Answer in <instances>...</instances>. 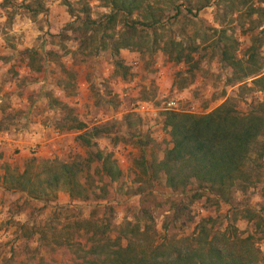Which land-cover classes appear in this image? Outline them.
<instances>
[{
	"label": "rangeland",
	"instance_id": "rangeland-1",
	"mask_svg": "<svg viewBox=\"0 0 264 264\" xmlns=\"http://www.w3.org/2000/svg\"><path fill=\"white\" fill-rule=\"evenodd\" d=\"M231 1L142 0V6L158 9L161 40L195 47L194 69L172 60L159 48L161 41H153L157 33L140 25L134 37L139 45L115 47L117 35L132 19L143 20L145 10L119 15L107 33L98 23L112 9L107 0H0V177L16 176L28 166L35 176L50 162L76 163L82 193L88 194L71 198L62 182L42 184L30 194L1 178L0 264L24 256L26 248L36 251L39 235L29 240L21 224L54 223L60 228L81 218L107 220L111 234L138 221L141 230L147 227L146 242L154 244L193 237L199 223H206L209 239L224 233L229 247L235 235H250L256 256L245 264H264L263 227L246 215L251 208L264 218V182L247 192L234 187L227 203L210 194L193 198L189 187L170 188L156 169L171 146L170 127L164 122L168 111L203 114L226 104L240 114H263L264 89L255 79L264 76V1ZM174 5L182 15H174ZM250 6L255 9L249 11ZM145 32L146 41L138 39ZM254 42L263 65L237 79L222 50L244 68ZM73 122L85 128H71ZM95 127L99 133L87 136L91 145L85 144L78 135ZM257 140L264 141V132ZM89 151L113 161L119 178L107 176L108 186L101 181L95 174L102 159L88 167ZM92 177L107 198H96ZM35 253L45 255L43 249ZM68 258L62 251L55 255L58 264H67Z\"/></svg>",
	"mask_w": 264,
	"mask_h": 264
},
{
	"label": "trees",
	"instance_id": "trees-1",
	"mask_svg": "<svg viewBox=\"0 0 264 264\" xmlns=\"http://www.w3.org/2000/svg\"><path fill=\"white\" fill-rule=\"evenodd\" d=\"M107 1L112 9L105 15L103 23L98 22L104 24L107 33L112 31L119 15L130 17L134 11L145 10L143 20L132 19L130 24H126L127 29L120 33L121 36L117 35L115 47L139 45L141 42H137L134 37L140 25L143 30L149 29L153 34L157 33L153 41L157 42L159 39V48L172 60L191 64L194 69L197 67L191 56L194 46H183L182 42L175 40H161L157 32V29L162 27L158 25L162 21L158 16V9L154 12L151 4L142 6V0ZM240 2L246 4L247 0ZM174 8L175 16L182 15L178 5H174ZM249 9L253 11L255 8L250 6ZM94 22L95 20H92V23ZM147 36V32L145 36L139 33L138 39L145 40ZM156 45L153 44L154 49ZM255 47L257 45L254 42L248 50L249 62L244 68H241L238 60L229 55L225 47L223 48L222 58L227 61L237 79L257 73L261 69L263 64L258 60ZM255 82L264 89V76L256 78ZM259 112L264 114L263 109ZM263 114L254 110L240 114L226 104L203 114L168 111L164 122L170 127L171 146L166 150L164 159L156 164L157 171L165 174V184L173 189L185 190L189 187L187 191L193 198L210 194L218 201L230 203L234 187H240L241 191L247 192L251 187L264 182V141L257 140L264 132ZM70 127L85 128L81 122H73ZM98 131L99 128L95 127L92 133L83 132L78 136L85 144L91 145L86 137L97 135ZM88 155V167L93 160L102 159V168L95 175L107 186V176L113 180L119 178L120 171L108 157L103 158L101 154L93 151H89ZM78 166L76 163H62L57 166L56 162H50L43 169L44 176H41L40 172L33 176L28 166L16 176L7 173L0 179L30 194L42 184L48 187L60 186L62 182L61 185L69 192L71 198H87L88 194L82 193L85 187H81L83 183L77 176L80 170ZM96 178L92 177L91 189L96 198L105 199L108 193L102 186L96 190ZM246 210L247 217L256 218L255 224L260 228L262 226L261 232L264 233V218L251 208ZM143 214L147 215L146 210H143ZM106 221L102 218L72 219L60 228L54 223H46L43 227L21 224L20 227L29 240L39 235L37 249L34 248L36 251L31 253L30 249L26 248L24 256H13L5 264H58L55 255L59 251L64 255L69 253L67 264H245L256 256L250 235L245 238L235 235L231 240L232 246L229 247V239L224 233L216 232L209 239L210 232L206 223L202 222L193 237L188 236L170 243L163 240L154 244L152 240L146 242L147 227L141 230L138 221L123 224L116 234H111L114 230ZM79 237H83L82 240ZM40 249L44 250L45 255L35 253Z\"/></svg>",
	"mask_w": 264,
	"mask_h": 264
}]
</instances>
